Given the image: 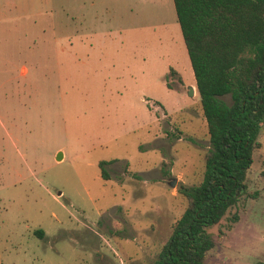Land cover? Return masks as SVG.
Wrapping results in <instances>:
<instances>
[{"label":"rangeland","instance_id":"obj_1","mask_svg":"<svg viewBox=\"0 0 264 264\" xmlns=\"http://www.w3.org/2000/svg\"><path fill=\"white\" fill-rule=\"evenodd\" d=\"M258 140L204 264L264 260ZM209 146L173 0H0V264H152Z\"/></svg>","mask_w":264,"mask_h":264},{"label":"trees","instance_id":"obj_2","mask_svg":"<svg viewBox=\"0 0 264 264\" xmlns=\"http://www.w3.org/2000/svg\"><path fill=\"white\" fill-rule=\"evenodd\" d=\"M173 4L210 146L203 154L201 181L178 187L185 209L152 264H204L217 243L207 229L241 198L257 196L248 191V172L264 122V0H173ZM106 163L99 165L108 179ZM238 218L237 212L231 216L232 222ZM36 233L43 235L42 230Z\"/></svg>","mask_w":264,"mask_h":264},{"label":"water","instance_id":"obj_3","mask_svg":"<svg viewBox=\"0 0 264 264\" xmlns=\"http://www.w3.org/2000/svg\"><path fill=\"white\" fill-rule=\"evenodd\" d=\"M191 92H192V88H191ZM62 158V154L59 152L58 155H57V159H61ZM171 185H174L175 184V180L171 181L170 183Z\"/></svg>","mask_w":264,"mask_h":264}]
</instances>
